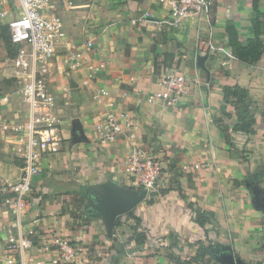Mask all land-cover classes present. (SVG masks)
Returning <instances> with one entry per match:
<instances>
[{
  "label": "crops",
  "instance_id": "1",
  "mask_svg": "<svg viewBox=\"0 0 264 264\" xmlns=\"http://www.w3.org/2000/svg\"><path fill=\"white\" fill-rule=\"evenodd\" d=\"M50 1L67 38L43 66L57 123L39 133L35 206L21 215L32 244L30 264H42L37 247L52 237L79 248L84 264H220L215 256L225 248L244 264H264V55L254 64L238 61L225 33L231 23L242 41L252 37V0H212L207 14L180 27L172 26L168 5L158 0ZM259 8L264 13V0ZM87 40L97 48L94 58L107 64L95 81L87 78ZM76 52L84 59L74 70L65 59ZM165 55L173 58L165 61ZM198 56L207 57L209 77L197 66ZM10 59L0 39V186L7 188L19 180L24 162V132L16 127L29 120ZM171 71L197 83L176 106L148 104L158 76ZM225 86L246 89L255 111L253 133L235 135L232 145L214 123ZM98 88L108 97L94 98ZM110 101L115 111L128 114L130 133L158 156L163 170L158 193L132 210L147 236L141 245L134 242L127 215L109 239L102 220L84 211V194L96 184L110 180L131 187L124 137L101 143L94 136ZM258 173L262 181L241 185ZM12 197L0 192V264H15L6 249L17 234ZM5 199L10 202L4 204ZM188 204L213 214L207 237ZM199 242L209 248L202 262L194 260Z\"/></svg>",
  "mask_w": 264,
  "mask_h": 264
},
{
  "label": "built area",
  "instance_id": "2",
  "mask_svg": "<svg viewBox=\"0 0 264 264\" xmlns=\"http://www.w3.org/2000/svg\"><path fill=\"white\" fill-rule=\"evenodd\" d=\"M13 2V5L10 3ZM167 4L171 24L180 27L184 22H195L207 14L212 7V0H158ZM0 26H6L15 56L9 61L16 75L23 79L19 90L20 96L28 104L29 120L16 127L23 131L22 156L24 159L19 180L10 187L0 186L1 193H11L14 204L12 213L17 227L14 239L6 244V249L15 255V264H30L28 253L32 244L23 230L21 215L35 206L32 198V183L39 174L38 145L41 130L51 129L57 123L52 114L55 98L49 90V84L43 66L51 60L59 46L66 45V33L60 16L52 11L50 0H0ZM90 52L87 62V78L95 81L107 69L103 59H95L97 48L91 40L85 42ZM210 49L214 47L210 45ZM84 55L76 52L65 59L71 69L83 66ZM197 82L186 74L165 72L157 79L158 89L146 96L148 104H160L166 107L178 105L186 98ZM103 88L94 92V98L100 100L108 97ZM108 112L94 126V136L98 142L107 143L124 137L128 149L126 167L129 171L131 186L134 189L146 190L147 198L158 193V180L162 170L161 161L154 152L146 150L135 141L130 133L132 124L128 114L115 111L113 102L107 103ZM4 204L10 202L3 200ZM42 251V264H84L79 248L62 237H52L37 247Z\"/></svg>",
  "mask_w": 264,
  "mask_h": 264
},
{
  "label": "trees",
  "instance_id": "3",
  "mask_svg": "<svg viewBox=\"0 0 264 264\" xmlns=\"http://www.w3.org/2000/svg\"><path fill=\"white\" fill-rule=\"evenodd\" d=\"M260 0H252L253 17L251 19V25L253 29L252 37H249L242 41L239 38L238 32L235 30L233 24L228 23L226 25L225 33L228 38V45L231 49L232 56L240 62L246 64H254L258 62L264 55V13L259 8ZM0 39L4 42L7 56L13 58L15 56V50L12 48L9 32L6 26H0ZM165 61L172 59L173 56L165 55ZM170 65L165 64V67ZM157 71V67L155 68ZM228 106L233 108V112L228 110ZM218 115L214 117V123L224 135V140L228 145H232V140L235 135L242 134L249 137L252 132V127L255 124V111L252 108V102L249 98L248 91L240 86H225L223 88V104L218 109ZM263 178L260 174H255L241 183L245 185L257 184L262 181ZM133 188V187H131ZM150 203L149 200H147ZM146 201V202H147ZM188 206L192 209L193 222L201 229L205 231L207 235L206 226L213 221V214L200 209H193L191 204ZM133 221L131 226L134 232V242L141 245L147 239V236L141 232V222L138 218L133 217V211L126 214ZM119 218L115 221L114 226L119 225ZM207 237V236H206ZM209 248H204L201 242L198 243L197 254L194 260L202 262L207 254ZM177 264H190L186 260L183 262L177 261Z\"/></svg>",
  "mask_w": 264,
  "mask_h": 264
},
{
  "label": "water",
  "instance_id": "4",
  "mask_svg": "<svg viewBox=\"0 0 264 264\" xmlns=\"http://www.w3.org/2000/svg\"><path fill=\"white\" fill-rule=\"evenodd\" d=\"M206 58V56H198L196 62L197 66L209 77V72L204 64ZM76 135H79L78 132ZM84 195L86 200L84 211L89 217L102 220L106 237L109 239L112 238L117 218L128 214L147 199L146 190L121 186L110 180L96 184ZM261 207L264 211V205ZM215 260L220 264H244L234 257L229 248H225L216 254Z\"/></svg>",
  "mask_w": 264,
  "mask_h": 264
},
{
  "label": "rangeland",
  "instance_id": "5",
  "mask_svg": "<svg viewBox=\"0 0 264 264\" xmlns=\"http://www.w3.org/2000/svg\"><path fill=\"white\" fill-rule=\"evenodd\" d=\"M11 5H13V2L12 3H10ZM9 32V31H8ZM8 65H9V67L10 68H12V63H8ZM8 65H7V67H8ZM18 77V76H17ZM19 82H20V84H22L23 83V79H21V78H19ZM163 172V170H161V173ZM161 173H160V176H161ZM132 187V186H131ZM138 189V188H137ZM121 218V220L123 219V221H124V219L126 218H128V217H125V218H123V217H120Z\"/></svg>",
  "mask_w": 264,
  "mask_h": 264
}]
</instances>
